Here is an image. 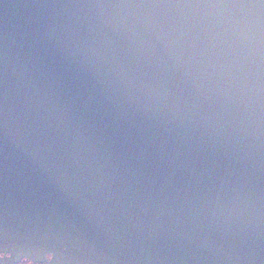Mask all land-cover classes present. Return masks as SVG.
I'll use <instances>...</instances> for the list:
<instances>
[{
    "label": "water",
    "instance_id": "water-1",
    "mask_svg": "<svg viewBox=\"0 0 264 264\" xmlns=\"http://www.w3.org/2000/svg\"><path fill=\"white\" fill-rule=\"evenodd\" d=\"M264 264V4L0 0V261Z\"/></svg>",
    "mask_w": 264,
    "mask_h": 264
},
{
    "label": "flooded vegetation",
    "instance_id": "flooded-vegetation-1",
    "mask_svg": "<svg viewBox=\"0 0 264 264\" xmlns=\"http://www.w3.org/2000/svg\"><path fill=\"white\" fill-rule=\"evenodd\" d=\"M15 264H48L45 257H31L22 255V257L19 258L18 261L15 262Z\"/></svg>",
    "mask_w": 264,
    "mask_h": 264
},
{
    "label": "snow or ice",
    "instance_id": "snow-or-ice-1",
    "mask_svg": "<svg viewBox=\"0 0 264 264\" xmlns=\"http://www.w3.org/2000/svg\"><path fill=\"white\" fill-rule=\"evenodd\" d=\"M260 4H264V0H259ZM0 264H3V261H0Z\"/></svg>",
    "mask_w": 264,
    "mask_h": 264
}]
</instances>
